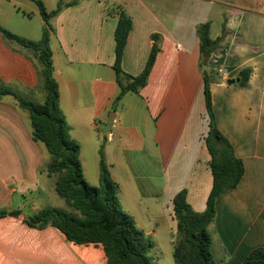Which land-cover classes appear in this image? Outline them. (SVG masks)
<instances>
[{
	"label": "crops",
	"instance_id": "0c3cea01",
	"mask_svg": "<svg viewBox=\"0 0 264 264\" xmlns=\"http://www.w3.org/2000/svg\"><path fill=\"white\" fill-rule=\"evenodd\" d=\"M11 2L29 7L24 0ZM82 2L93 4L92 0ZM79 4L63 2L60 13L49 21L59 107L71 127V138L80 144L81 163L90 141L96 148L98 184V151L103 147L123 210L152 241L168 229L172 243V199L179 191L187 190L194 211L203 212L206 207L212 174L203 140L208 116L196 26L209 22L210 38L215 39L225 21L226 35L210 56L206 71L216 127L242 161L244 175L234 190L217 199L209 230L215 262L241 264L253 249L264 247V0L228 1L223 4L227 12H218L221 21H158L147 30L137 29L130 12L118 5L133 23L122 58L123 72L141 73L152 34L160 36L161 50L146 86L125 94L115 110L112 105L120 93L113 69L117 19L64 21V12ZM36 14L41 20L38 33L20 32V37L41 38L44 21L38 8ZM184 25L185 35H180ZM39 69L33 51L0 34V88L44 102ZM244 69L250 70L246 86L227 83ZM110 113V131L103 134ZM44 150L32 139L29 113L13 96L0 95V209L18 210L23 218L41 209V198L56 182L46 173L49 159ZM82 169L84 178L94 185ZM56 236L54 231L27 228L18 218L0 219V264H65L67 252Z\"/></svg>",
	"mask_w": 264,
	"mask_h": 264
},
{
	"label": "trees",
	"instance_id": "16d2710c",
	"mask_svg": "<svg viewBox=\"0 0 264 264\" xmlns=\"http://www.w3.org/2000/svg\"><path fill=\"white\" fill-rule=\"evenodd\" d=\"M38 8L44 21L41 38L31 41L0 26L1 36L37 55L40 64L45 99L36 103L21 98L6 88L0 95H11L19 106L29 113L32 139L42 143L49 155L46 165L48 176L58 175L54 189L72 211L62 208L43 207L32 216L21 217L18 210L0 209V219L18 218L24 226L37 231H54L60 244L67 252L65 264H158L150 251L154 243L150 236L135 224L134 218L125 212L118 196V184L112 179L105 161L103 147L99 155V181L89 184L83 175L80 161V144L71 138V127L59 107L58 84L53 76L52 50L50 48L49 21L62 10L59 0L55 10L47 12L42 0H31ZM117 19L114 30V64L120 93L115 98V110L128 92L137 93L145 87L156 57L160 52L159 38L153 40L147 62L137 76L123 72L121 63L128 36L132 30L131 16L120 6L108 13ZM199 39V68L203 77V94L208 132L203 138L210 155L209 167L212 187L203 212H196L187 201V190L179 191L172 199L175 231L172 240L174 264H217L212 252L210 224L216 216V201L224 193L234 190L244 175L242 161L235 156L231 143L215 124L210 80L206 71L209 58L220 47L226 35L225 21L220 36L210 38V23L196 26ZM249 69L239 72L238 85H247ZM57 240V239H56ZM91 256L95 258L90 260ZM241 264H264V247L253 249Z\"/></svg>",
	"mask_w": 264,
	"mask_h": 264
},
{
	"label": "rangeland",
	"instance_id": "374dc122",
	"mask_svg": "<svg viewBox=\"0 0 264 264\" xmlns=\"http://www.w3.org/2000/svg\"><path fill=\"white\" fill-rule=\"evenodd\" d=\"M24 1L28 3L29 7L12 3L11 0H0V25L6 26L7 30L17 35L20 32L31 35L37 34L40 28L38 21L41 20L38 14H36V5L29 0ZM71 1H77L80 4L77 8L64 12V21H112L111 17L116 20L115 16H111L108 13L115 6L120 5L130 12L133 21H136L137 29L147 30L157 26L158 21L159 24L160 22L165 24V21H217V15L220 10L223 13L227 12L223 4L231 0H98L99 4L97 0H92L93 4H86L82 0H63L64 3ZM43 2L47 12H50L55 10L58 0H45ZM184 27L185 25L183 28L180 27V35H185L183 34ZM29 98L34 102H42L31 96ZM87 142L85 151L82 152L84 161L81 164L87 171L86 176L88 180L97 185L95 179L96 148L91 144L92 142ZM39 144L45 149L42 143ZM46 156L49 159L47 152ZM57 176L53 175L52 177L53 179H57ZM87 182L89 183V181ZM41 201H43L40 204L41 208L52 207L72 211L66 202L56 194L53 187L47 188L45 196L41 198ZM28 208H31V206ZM153 243L154 246L150 251V255L154 257L156 262L158 264H174L170 231L166 229L153 239ZM90 260L94 261L95 258L91 256Z\"/></svg>",
	"mask_w": 264,
	"mask_h": 264
},
{
	"label": "water",
	"instance_id": "95a60500",
	"mask_svg": "<svg viewBox=\"0 0 264 264\" xmlns=\"http://www.w3.org/2000/svg\"><path fill=\"white\" fill-rule=\"evenodd\" d=\"M238 81H239V78H235V79H232V80H228L227 83L228 84H233V83H237ZM111 124H112V113H110V115H109V118H108L107 123L105 125V128L103 130V134H108L109 133Z\"/></svg>",
	"mask_w": 264,
	"mask_h": 264
}]
</instances>
